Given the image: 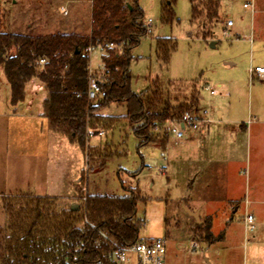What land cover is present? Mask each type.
I'll use <instances>...</instances> for the list:
<instances>
[{"label":"rangeland","instance_id":"374dc122","mask_svg":"<svg viewBox=\"0 0 264 264\" xmlns=\"http://www.w3.org/2000/svg\"><path fill=\"white\" fill-rule=\"evenodd\" d=\"M66 1L0 0V31L31 35L90 32L89 0H74L82 7L73 11ZM162 2L139 0L145 14L144 24H151V33L132 51V90L136 94L142 93L159 79L178 102H190L195 91L200 95V102L191 112L199 110L202 116L207 111L211 122L208 125L201 123L199 131L186 130L181 140L168 133L165 152L158 145L139 148L127 126H121L106 136L92 137L91 146L113 143L120 156L110 160L104 169L87 173V192L124 197L129 195L128 190L138 187L144 197L137 206V219L141 221L140 239H166L168 264H264V214L258 222L255 220L254 232L248 231L244 222L253 209L250 205L246 207L244 201L246 174L249 179L250 173L253 176L254 168L258 167L256 160L260 157L258 152L264 150V141L262 138L257 141L255 135L248 139L242 130V126L256 119L258 124L254 126L264 131V86L253 80L250 74V69L264 67V0H223L219 20L211 28L205 26L202 18L192 19L189 0H176L173 5L175 22L172 25L162 23ZM247 2L253 3L254 11L244 8ZM64 5L70 9L67 16L61 10ZM229 22L231 26H227ZM159 38H171L178 44L168 67H163L156 56L155 44ZM102 54L103 50L98 49L91 55L89 67L97 75L103 74ZM206 86L214 90L215 95H209ZM9 97L10 89L0 68L1 109L9 102ZM45 98V89L27 96L26 101H33L32 113L42 109ZM219 112L223 114L222 120L218 117ZM23 113L25 110L21 109V118H24ZM102 114L123 116L126 109L112 105ZM21 120L12 121L10 151L14 145L19 152H29L35 145V151L41 153L43 149V153L45 135L35 133L31 118ZM206 127L209 128V133H204L206 139H194V134L206 130ZM232 132L238 135L236 141ZM155 134L161 132L157 130ZM72 148L74 155L66 154L59 147L54 148V158L49 159L51 165L48 166L35 159L33 183L41 174H47V167V170L52 169L55 177L69 175L75 184L88 164L82 151L76 145ZM5 156V153L0 154V175L5 174L4 167H7L8 176L18 173L23 161ZM224 171L229 179L227 188L224 186ZM195 175L199 179L191 193ZM34 189L0 193V227L6 222L2 198L13 194L38 195ZM68 192L74 196L73 185ZM60 202L67 207L80 201L74 197ZM199 209H209L216 214L214 233L211 232L209 240L199 228L212 225V221L200 216L197 223L189 214ZM206 258L210 262H206Z\"/></svg>","mask_w":264,"mask_h":264},{"label":"trees","instance_id":"16d2710c","mask_svg":"<svg viewBox=\"0 0 264 264\" xmlns=\"http://www.w3.org/2000/svg\"><path fill=\"white\" fill-rule=\"evenodd\" d=\"M91 1L87 34L0 31V68L10 89V106L16 109L26 101L29 85L41 86L46 91L42 117L53 132L79 147L88 164L76 190L80 201L76 211L55 197L13 194L2 198L6 222L0 227V264H117L116 254L141 240L137 206L144 197L138 187L124 197L87 192V173L104 169L120 156L113 143L91 146L90 139L127 126L139 148L158 145L165 152L169 143L165 124L180 122L199 105L197 92L190 102H178L159 79L136 94L132 90V51L147 36L139 0ZM189 1L192 19L202 18L206 27H214L223 0ZM175 3L163 0L162 23L175 22ZM155 47L158 60L168 67L177 41L159 38ZM88 49L103 50L99 86L105 96L96 101L89 99ZM41 60L45 61L42 66ZM112 105L124 107L126 114H102ZM157 130L161 134H155ZM199 229L207 240L212 237L211 224Z\"/></svg>","mask_w":264,"mask_h":264},{"label":"crops","instance_id":"0c3cea01","mask_svg":"<svg viewBox=\"0 0 264 264\" xmlns=\"http://www.w3.org/2000/svg\"><path fill=\"white\" fill-rule=\"evenodd\" d=\"M82 1L80 2L81 4H82ZM66 2L67 4H70V8L72 9V11L74 8L76 9V8L82 7V6H79L77 2H75L74 0H67ZM91 3L92 1L89 0L90 6H91ZM68 7L69 6L66 5L65 7L61 8L63 14L66 16L69 15L70 13V9ZM90 15H91V10H90ZM90 22H91V19H90ZM253 80L257 81V79H253ZM258 84H260L261 86H264V83L262 82H259ZM40 90H42V87L36 83H33L27 87V96L30 94L35 95ZM32 107H33V101L28 100V101H25L23 104L19 105L16 109L10 106V102H8L3 109L0 108V154L5 153L6 155L5 157L7 158L12 157L13 159H16V161H18V159L23 161L22 163L23 166L18 170L19 172L18 173L16 172L15 174H11L9 176H8L7 167L6 168L4 167V169H6L4 170L5 174L0 175V186L2 188L0 189L1 190L0 193H2L3 191L22 192L21 190H29L30 188H35L37 189L36 191L37 193L35 194H38L35 196L55 197V198L61 199V201H70L71 199L76 197V190L78 188L80 179L77 180L76 182L77 184L76 183L74 184V182H71V177L69 175L55 177L52 169L50 168L49 170H47V167H45L47 174H41L42 176H40L39 180H37L35 184L33 183L35 181V175H34L35 166H33V163H35L33 161L35 159H38L39 162L41 163L43 162V164L44 162H46L47 166L51 165L49 163V159L54 158L52 155V153L54 154V150H53L54 148L59 147L61 148V150L65 151L66 154L70 153L74 155L75 150H73L74 148L72 147H74L75 144L70 143L66 137L53 132L49 123L46 124L44 120L45 118L42 117L43 108L35 113H32ZM21 109L25 110V113L21 115L22 117L24 116V118H21L19 116V111ZM27 115H29L30 117H27ZM218 117L220 120L223 119L222 112L218 113ZM26 118L32 119L30 121L31 122L33 121L32 122L33 125L35 124L34 125L35 133L40 132L38 135H42V134L45 135L46 141H45V146H44L45 149L43 153H42L43 149L41 150V153H39V151L38 152L35 151V145L34 146L32 145L30 147V149H32L33 151H29V152L28 151L19 152L17 151L14 145H12L11 151L9 149L10 148L9 141L11 137L10 127L12 126V121H14V119L15 120L20 119V121L22 122L21 119H26ZM20 121L18 122V125L20 124ZM256 124H258V121L256 119L250 120L246 126L245 125L242 126V130L245 131L248 139H252L253 135H255V138L257 141H260L261 140L260 138H262V141H264V131L260 127L256 128V126H254ZM199 130L200 128H198L197 131ZM14 131H16V129ZM205 131L209 133L208 132L209 128H207L206 130L205 129L202 130L199 134L197 133L194 134L193 136L194 139L196 138L198 140V139H202L203 137L206 139L207 135L206 134L204 135ZM232 136L236 141L237 136H238L237 133L232 132ZM261 144L263 146L262 142ZM258 155L264 159V150L259 151ZM260 157H258V159L256 160V162H259V165L258 167L254 168L253 176H252V173H250V177L248 179L247 174H246V178H247L246 179V193L244 195L245 196L244 201H245L246 207L249 205L253 207L252 212H250L248 215L254 216L257 222L261 219V216L264 214V160L262 158L260 159ZM56 162L57 161H55V163ZM223 175H224L223 177L224 186L225 188H227L228 183H229L227 171H224ZM198 179H199V176L197 175H195V177L192 179L193 186H192L191 193L194 191V185ZM71 185H73V188L75 191L74 196L73 194L70 196L68 192V189L69 187H71ZM188 196H190V193H188ZM189 214L196 222L199 221L200 216L202 217L203 220L210 219L212 221L211 232L214 233L213 225H214V218L216 214L213 211H209V209L202 211L199 209L197 211L192 210V212H190ZM207 260L209 261V259ZM166 264H168L167 254H166Z\"/></svg>","mask_w":264,"mask_h":264},{"label":"built area","instance_id":"2783aa9c","mask_svg":"<svg viewBox=\"0 0 264 264\" xmlns=\"http://www.w3.org/2000/svg\"><path fill=\"white\" fill-rule=\"evenodd\" d=\"M244 8L251 9L254 11L253 3H245ZM227 26H231L229 22ZM151 33V24L147 26V34ZM90 56L92 55L91 49H88ZM45 61L41 60L40 65H44ZM97 72L89 69V99L96 101L105 96L103 91L99 86V81L102 77L101 74L97 75ZM100 73V72H99ZM103 73V72H102ZM250 74L252 79H257V81L264 83V67L259 66L254 69H250ZM209 95H215V91L209 86L205 88ZM208 117V112L204 111L203 115H200V111H193L185 114L180 122L170 121L164 126V130L167 133H173L177 140L184 138L186 130H198L201 123L209 124L211 121ZM103 133H99V136H103ZM245 225L248 231L254 232L256 230L255 218L252 215H247L245 217ZM166 253H167V243L166 239H145L140 240L132 246H128L119 251L115 256V261L117 264H166Z\"/></svg>","mask_w":264,"mask_h":264},{"label":"water","instance_id":"95a60500","mask_svg":"<svg viewBox=\"0 0 264 264\" xmlns=\"http://www.w3.org/2000/svg\"><path fill=\"white\" fill-rule=\"evenodd\" d=\"M214 45H215V44H214V43H212V45H211V46H212V47H214ZM78 209H79V206H78V205H72V206H71V210H72V211H76V210H78ZM205 260H206V262H208V260H207V259H205Z\"/></svg>","mask_w":264,"mask_h":264}]
</instances>
